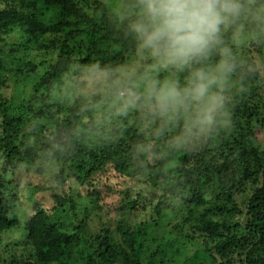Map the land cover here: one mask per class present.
<instances>
[{
  "label": "trees",
  "instance_id": "trees-1",
  "mask_svg": "<svg viewBox=\"0 0 264 264\" xmlns=\"http://www.w3.org/2000/svg\"><path fill=\"white\" fill-rule=\"evenodd\" d=\"M122 2L121 9L134 0ZM246 3L253 10L264 7V0H246ZM2 4L0 239L12 230L24 229L27 234L25 239L12 241V259L4 262L167 264L176 262L178 254L192 251L193 257L205 254L206 264H264V147L256 137L257 129L264 134V97L256 92L258 85L254 84V78L249 80L247 72L242 73L243 66L240 70L243 91L227 93L233 99L228 103L230 111L227 113L225 106L209 128L200 130L193 127V114L185 124L179 115L167 118L155 114L143 101L136 107H125L128 91L145 94L146 78L155 74L157 66L153 58L139 52L134 36L127 30V20L121 19V9L117 11L112 3L0 0ZM40 10L44 12L41 16ZM236 27L254 35L248 50L255 53L252 48L257 49L264 40V24L245 16L226 32L229 34ZM15 38L19 41H14ZM230 49L235 65L250 59L246 52L240 56L238 49ZM38 53L44 56L54 53L57 59L50 62L39 80L37 77L33 80L30 98L15 102L5 94V83L12 80L16 85L17 73H23V68L29 70L27 75L37 76L34 59L29 58ZM212 61L210 57L209 65ZM88 74L106 76L109 82L106 95L113 118L109 124L105 123V117L83 115L80 109L69 117L62 114L59 106L58 111L54 110L53 88L60 86L64 78L75 86L83 85L72 76ZM171 75L183 80V73L170 69L167 76ZM167 76L160 71L153 79H168ZM234 82L228 80L227 88L231 89ZM82 99L79 97L70 109L77 110ZM47 110L59 118H50L58 122L57 126L49 123L54 139L41 138L46 127L40 126L41 133H38L35 130L38 124L31 119L32 113L34 119H41L42 115L49 119ZM113 111H120L122 115L114 117ZM225 114L231 115L230 128H224L219 120ZM88 128L94 129V133L84 135ZM176 139L185 140L184 148L175 145ZM39 145L50 148L53 153L47 158L64 167L60 174L62 181L66 178L82 181L111 165L124 176L125 182L130 180L129 186L145 182L136 198L126 205L132 213L128 223H119L117 227L122 238H114L109 229L102 228L97 233L87 231V220L81 218H88L92 212L88 203L82 206L78 200L69 199L73 218L80 220L76 231L71 233L53 220L54 214L60 211L58 205L53 207L54 211L35 207L24 192L13 191L12 186L20 184L16 176L19 172L23 174L26 165L40 155ZM149 155L153 157L146 158ZM169 162L176 170L173 176L166 169ZM76 164L79 169H73ZM244 174L250 183L241 180ZM166 177L170 179L168 184L160 182ZM150 186L156 187L158 195L147 190ZM68 198V195L63 198L56 195L55 201ZM19 203L33 211L25 226L16 210ZM61 210L68 213L67 206ZM132 214L140 219L138 225L131 221ZM165 214H174L168 233L179 234L186 240L156 237V227ZM85 236L93 240L92 247ZM150 236L151 241H161L153 251L146 245ZM156 254L161 256V261Z\"/></svg>",
  "mask_w": 264,
  "mask_h": 264
},
{
  "label": "rangeland",
  "instance_id": "rangeland-1",
  "mask_svg": "<svg viewBox=\"0 0 264 264\" xmlns=\"http://www.w3.org/2000/svg\"><path fill=\"white\" fill-rule=\"evenodd\" d=\"M104 3L110 4L112 3V6L119 11L122 7V0H102ZM4 4L0 5L2 7ZM43 10H40L38 13L39 16L43 14ZM235 25V24H234ZM232 28V25L226 28L222 35L223 44L229 48H235L238 49L240 56L242 52H246V57L248 59L253 58V60L249 59L248 62L245 60L244 62H240V65H235L234 72L229 76L228 80L235 81L232 85L231 89L227 88V82L224 85V96H225V106L227 109V113L229 110V102H233V99L231 97H228V94H234V93H241L243 91V84L242 80L240 78V70L242 66L244 67L242 73L245 71L247 72V76L250 79L254 78V84L258 85L256 86V89L259 95H262L264 97V40L260 43L261 46L257 47V49L252 48V50L255 52L248 50L251 46L250 41L254 39V35H252L249 32H246L242 27H236L234 28L233 32L229 33L226 32ZM228 29V30H227ZM14 41H19L18 38H15ZM260 52V56L258 55ZM239 56V55H238ZM213 61L211 65L214 66L220 59L219 52L217 51L216 55L215 53L211 55ZM219 58V59H217ZM34 63L37 66V76L34 74L27 75V68H23V73H17V83L16 85L14 82L9 81L5 83V89L4 92L7 96H10L14 99L15 102H18V100H24L27 101L30 98V93L33 89V80L37 77L38 80L40 79L41 74L48 68L51 61H55L57 59V55L54 53L48 54L47 56L36 54L33 58ZM29 61V60H28ZM44 61V62H43ZM248 67V68H247ZM246 69V70H245ZM165 73V76H167L168 73H170V69H165L162 67H157L155 74L148 76L146 78L145 84H147L149 79H153L155 75H157L159 72ZM259 73V75H255L253 73ZM74 79H77L82 83L83 85L75 86L74 84H71V81L67 79H63V83L59 86L57 85L52 90V102L55 104V111H58V106L61 108V112L64 115H68L69 117L71 114L76 113L79 109L83 113V115L92 114L94 117H105L106 122L110 123L113 119L111 117V102L109 101L108 95H106L109 86V82H107V78H102L98 74H88L84 75L82 77H76L75 75L72 76ZM180 78V75L178 76ZM255 77H258L257 80H255ZM167 78H173L171 75L170 77L167 76ZM185 76L183 73V80ZM37 80V79H36ZM181 80V82L183 81ZM251 83V81H250ZM60 84V83H59ZM252 84V83H251ZM250 84V85H251ZM21 85L23 86V89H21ZM108 85V87L106 86ZM249 87V86H248ZM246 91H250L247 89ZM83 98L81 100V104L79 105V108L77 110H71V106H73L78 98ZM27 99V100H25ZM113 100V99H112ZM77 105V104H76ZM224 106V107H225ZM42 107V106H41ZM66 110V108H68ZM232 108V107H231ZM37 109V108H36ZM41 109V108H40ZM89 109L88 111H86ZM39 110V109H38ZM40 111V110H39ZM60 112V111H59ZM48 113V110H47ZM49 114V113H48ZM120 115V111H113L114 117L117 115ZM122 115V114H121ZM192 113L185 112L183 114H180L179 117L183 120L185 124H187L188 117L191 116ZM31 116V115H30ZM52 117H55L56 119H59L57 116H55L52 113L49 114V119L45 115H42L41 119H34L33 113L31 116V119L35 121L38 125L35 126V130H37L38 133H41L39 127L44 126L46 127V130L43 132V136L41 135V138L49 137V139H54L55 133L52 132V127L49 126V123H53L55 126H57L58 122L54 119H50ZM119 117V116H118ZM231 115L229 114L226 117L225 115H220L219 120H221V124L226 127H231L232 125V119L230 118ZM118 124L121 123V121H117ZM53 126V127H55ZM91 128V127H90ZM88 128L84 135H89L94 133V129ZM153 127H150V130L152 131ZM209 128V126H207ZM158 131L155 129V132ZM36 137V136H33ZM256 137L257 140L262 144L264 147V134L263 131L260 129L256 130ZM176 142L175 145L177 147H183L185 146V140L176 139L174 140ZM260 143H257V145H260ZM41 147V145H39ZM53 151L48 147H41V153L39 156L36 157L35 160L29 165H26L25 169L23 170V174L19 172V174L16 176L18 179V182L20 183L19 186L11 185L13 191L20 194V192H24L27 196L29 202L33 204V206H44L48 209L53 210V207L55 205L59 206L60 211L54 214L53 220L55 222L60 223V227L63 228V230H68L71 233H74L76 229L78 228L80 220L77 218H73V211L71 206V201L69 199L78 200L79 204L84 206L86 203H88V206L92 209V212L88 216V218H81L86 219L88 226L87 231L89 233H97L102 228L111 230V234L114 238L120 239L122 238V234L120 231L117 230V227L119 226V223L124 224L128 223L130 219V215L132 211L126 205L131 202L132 199L136 198L137 193H139L141 187L144 186L145 182H137L134 184V186H129L130 180H127L125 182L124 176L116 172L111 165L105 166L104 169H99L100 171L95 172L94 174L87 176L82 181L78 180H69L66 178L64 181L60 179V174L63 172V168L61 164H53V162L48 159L47 157L52 154ZM56 153V152H55ZM153 155H149L146 158H152ZM50 160V161H49ZM173 162V161H171ZM168 163L167 168L172 172V176L174 175L175 167H173V164ZM73 169H79L78 165L76 164L73 166ZM137 172L139 174H142V171L140 169H137ZM244 178H241L242 181L248 182L249 179L247 176ZM164 179V180H163ZM160 179V182H164L165 184H168L170 182L169 177ZM250 183V182H248ZM146 185V184H145ZM124 190V192H123ZM147 190L157 192L155 186H150L147 188ZM159 191L157 192L158 195ZM56 195H59L61 198L64 197V195H68V199H63L61 201H55ZM212 195V193H211ZM240 195V194H239ZM237 195V197L239 196ZM68 208V213L62 211L63 207ZM17 213L20 219H23L24 226L26 224V221L28 217L31 215L32 208L31 207H24L21 203L17 206ZM54 211V210H53ZM79 212V211H78ZM131 221L135 223V225H138L140 223V219L135 215L132 214ZM174 221V214H165L159 223V227H156V237L158 236L161 240H186L183 238V236L175 233H168L169 231V224ZM24 229L20 230H12L9 232H6L2 235V238L0 239V264H9L4 262V259L11 260L12 255L10 251L11 243H13V240H17L21 237L24 239L26 238L27 234L24 232ZM25 233V234H24ZM87 241L91 242L90 247H92V244L94 245V242L92 239H89L85 236ZM89 239V240H88ZM160 240L155 242L151 241V236L148 238L147 247L150 251H153L157 245H160ZM181 242V241H180ZM157 255V260L161 261L159 257V254ZM192 251H184L180 255L178 254L176 257L178 260L176 262H168L167 264H201L208 262V258L205 254H199L198 256L193 257ZM159 264H164L159 262Z\"/></svg>",
  "mask_w": 264,
  "mask_h": 264
},
{
  "label": "clouds",
  "instance_id": "clouds-1",
  "mask_svg": "<svg viewBox=\"0 0 264 264\" xmlns=\"http://www.w3.org/2000/svg\"><path fill=\"white\" fill-rule=\"evenodd\" d=\"M120 16L142 55L153 58L157 67L185 76L182 82L149 79L143 96L128 91L125 107L143 101L167 118L190 112L193 127L203 130L224 108V85L235 70L223 32L245 16L264 24V7L253 10L246 0H134ZM217 51L219 61L209 66Z\"/></svg>",
  "mask_w": 264,
  "mask_h": 264
},
{
  "label": "bare ground",
  "instance_id": "bare-ground-1",
  "mask_svg": "<svg viewBox=\"0 0 264 264\" xmlns=\"http://www.w3.org/2000/svg\"><path fill=\"white\" fill-rule=\"evenodd\" d=\"M35 13V12H34ZM15 19V18H14Z\"/></svg>",
  "mask_w": 264,
  "mask_h": 264
}]
</instances>
